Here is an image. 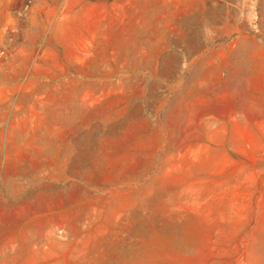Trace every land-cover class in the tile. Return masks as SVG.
<instances>
[{
  "label": "rangeland",
  "instance_id": "rangeland-1",
  "mask_svg": "<svg viewBox=\"0 0 264 264\" xmlns=\"http://www.w3.org/2000/svg\"><path fill=\"white\" fill-rule=\"evenodd\" d=\"M0 264H264V0H0Z\"/></svg>",
  "mask_w": 264,
  "mask_h": 264
}]
</instances>
